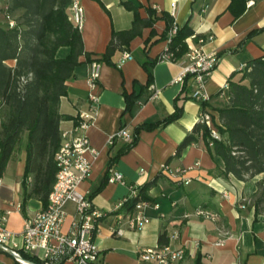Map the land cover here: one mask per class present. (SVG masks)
<instances>
[{"label":"crops","instance_id":"obj_1","mask_svg":"<svg viewBox=\"0 0 264 264\" xmlns=\"http://www.w3.org/2000/svg\"><path fill=\"white\" fill-rule=\"evenodd\" d=\"M81 3L85 10L83 44L93 60H101L113 32L133 27L135 13L125 3L138 7L142 20L154 21L131 41L127 51L115 52L110 63L100 61L101 76L93 92L99 98L97 115L89 129L75 131L79 112L90 107L87 80L91 63L75 70L74 78L67 83L68 96L61 100L60 112L71 117L61 123L63 139L86 135L98 153L85 154L92 170L79 192L88 197L94 194V208L104 215L95 240L99 264H154L142 260L141 255L147 249L159 247L162 233L169 237L172 249L185 251L180 264H264V217H257L253 206L260 176L241 182L232 175H222L223 162L210 154L202 134L197 143L176 157L179 146L199 124L203 112L219 123L218 110L227 105L229 80L240 82L248 64L264 56V0H248L247 11L239 19L229 9L231 0H81ZM171 17L178 28L190 25L195 36L206 40L201 46L204 52L220 57L217 69L205 85L208 96L205 108L192 99L194 80L186 84V93L185 83L178 82L187 63L186 55L176 62L163 60L151 66L153 83L147 87L149 73L145 66L165 53L168 43L164 37ZM0 23H5L2 16ZM187 44L189 50L199 46L192 37ZM69 52V48H62L58 57L65 58ZM124 52H129L132 59L122 62ZM125 92H143L132 111H127ZM178 98L183 109L178 121L151 131L142 130L138 142L129 150L124 140L109 145L110 137L123 128L134 135L139 126L161 122L174 114ZM26 159L23 150L8 163L0 181V214L8 216L6 228L19 235L15 242L19 245L27 223L43 209V204L35 199L27 203L24 212L21 209ZM167 164L183 170L182 181L164 171ZM111 167L123 174L125 184L106 182ZM187 181L190 183L186 184ZM150 182H155V186L149 191L153 202L145 208L149 219L146 227L131 230L126 223L120 225L119 216L128 213L119 206L130 195L131 186L142 187ZM199 209L213 212L218 218L200 217L196 214ZM65 211L67 232L77 217L76 204L67 203ZM119 228L124 231L122 236L114 233ZM0 264L20 263L0 250Z\"/></svg>","mask_w":264,"mask_h":264},{"label":"trees","instance_id":"obj_2","mask_svg":"<svg viewBox=\"0 0 264 264\" xmlns=\"http://www.w3.org/2000/svg\"><path fill=\"white\" fill-rule=\"evenodd\" d=\"M247 2L231 0L229 9L236 19L246 13ZM72 4L73 0H9L5 11L10 16L18 14L17 25L11 28L6 20L0 23V181L8 163L25 150L23 212L31 199L40 201L43 209L48 206L59 172L56 155L64 141L61 123L71 119L60 112V105L62 98L68 96L67 83L74 78L75 70L84 63H110L115 52L127 51L131 41L141 34L142 29L154 23L152 19L142 20L138 7L125 3L126 8L135 13L133 27L127 31L113 32L106 53L100 61L93 60L92 55L85 51L82 30L70 20ZM174 25L171 17L164 37L166 41ZM194 35L190 25L178 29L169 44L168 54L173 55L172 62L189 52L187 40ZM200 38L196 36L197 41ZM148 45L149 42L146 47ZM62 48L70 49L65 58L58 57ZM160 61H163V55L150 66H145L149 73L147 87L153 83L150 67ZM11 63L14 65L11 66ZM191 79L187 77L184 81L185 93L186 84ZM142 93H124L127 111H132ZM179 100L171 116L155 124L139 126L126 150L136 145L142 130L151 131L178 121L183 115ZM201 105L205 108L206 102ZM218 113L219 123L212 119L219 138L213 137L208 126L198 124L179 146L176 157L197 143L202 134L210 154L223 162L222 175H232L241 182L264 176V56L248 64L240 82L229 80L227 105ZM112 169L109 168L106 182H109ZM154 186L155 182H150L139 187V196L123 206L125 211L133 213L140 201L152 203L149 191ZM257 186L253 206L258 217L264 215V178ZM93 196L89 198L92 200ZM169 243L167 234L162 233L159 246H168ZM24 258L41 264L38 259L28 255Z\"/></svg>","mask_w":264,"mask_h":264},{"label":"built area","instance_id":"obj_3","mask_svg":"<svg viewBox=\"0 0 264 264\" xmlns=\"http://www.w3.org/2000/svg\"><path fill=\"white\" fill-rule=\"evenodd\" d=\"M253 2L250 3V5ZM172 16L175 15V4L172 6ZM7 23L11 28L16 27L17 23L10 15H7ZM70 20L80 30L83 29L85 22V10L81 0H73L70 9ZM178 27L170 32L167 40L168 47L163 54V60L172 61V54H168L169 44L177 34ZM192 38L196 39L194 35ZM206 40L198 39V47L191 48L186 54L187 63L178 78V82L184 83L187 77H191L196 83V89L192 93V99L202 103L208 100L204 89L207 80L217 69L220 57L218 54H208L202 50V45ZM129 52H124L123 61L131 60ZM102 71V64L94 61L91 63V72L87 80L89 89L90 107L88 110L80 111L78 124L75 131L89 129L95 121L97 115V103L99 98L93 92L96 91ZM199 124L206 125L212 130L214 138L218 139V133L214 128L212 116L203 112L199 116ZM133 135L129 130L123 128L109 139V145H114L117 140L131 142ZM90 152L97 156V151L92 148L89 138L86 135H75L68 140H64L62 147L56 155L59 172L56 183L49 196L46 209L38 212L31 219L23 233L20 235L22 245L15 243L19 235L7 230L6 223L8 216L0 214V244L12 249L15 254L24 258L28 255L38 259L41 264H99L100 253L95 240L99 232V226L104 215L94 208L92 200L79 192L80 185L89 177L92 164L86 159L85 154ZM164 171L168 175L178 180H183V170L172 169L167 164ZM145 173L144 169L140 170ZM109 183L125 184V178L121 172L112 169L110 172ZM187 181L186 184H189ZM130 195L121 203L123 207L128 201L137 198L140 194L138 186H131ZM76 204L77 217L72 222L69 230L64 231L66 220L65 207L67 203ZM151 205L150 202L140 201L137 203L134 212L126 216H119V224H127L131 230H143L149 222L145 215V208ZM159 208L158 204L153 205ZM198 216L209 220H216L218 215L205 209H199ZM161 217H164L161 214ZM123 229L114 231L115 235L122 236ZM185 251L182 249H172L169 245L158 248H151L144 251L141 255L142 260L154 264H180L185 259ZM19 263V262H18Z\"/></svg>","mask_w":264,"mask_h":264},{"label":"water","instance_id":"obj_4","mask_svg":"<svg viewBox=\"0 0 264 264\" xmlns=\"http://www.w3.org/2000/svg\"><path fill=\"white\" fill-rule=\"evenodd\" d=\"M0 250H2L4 252L8 253L9 255H11L20 264H36V263H34V262L30 261V260H27V259L15 254V252L12 249H10L8 247H5V246H3L1 244H0Z\"/></svg>","mask_w":264,"mask_h":264},{"label":"rangeland","instance_id":"obj_5","mask_svg":"<svg viewBox=\"0 0 264 264\" xmlns=\"http://www.w3.org/2000/svg\"><path fill=\"white\" fill-rule=\"evenodd\" d=\"M6 2L7 0H0V17L2 16L4 21L6 20L7 21V14H6V11H5V5H6ZM12 19L14 21H16L17 17H18V14L14 15V16H11ZM261 180L264 178V176H260ZM254 202L253 201V205H254ZM263 210H264V205L262 206ZM264 217V215H262Z\"/></svg>","mask_w":264,"mask_h":264}]
</instances>
